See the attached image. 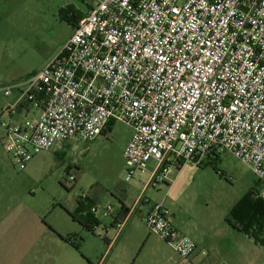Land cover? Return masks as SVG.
<instances>
[{"label":"built area","instance_id":"obj_1","mask_svg":"<svg viewBox=\"0 0 264 264\" xmlns=\"http://www.w3.org/2000/svg\"><path fill=\"white\" fill-rule=\"evenodd\" d=\"M83 1L87 13L60 53L0 88L21 93L0 112V139L15 167L121 121L132 128L127 181L150 172L149 184L171 186L175 170L228 151L252 170L264 198V0ZM142 201H150L145 192ZM90 211L109 217L114 206ZM172 214L163 200L144 220L178 255L166 264H186L198 243Z\"/></svg>","mask_w":264,"mask_h":264},{"label":"rangeland","instance_id":"obj_2","mask_svg":"<svg viewBox=\"0 0 264 264\" xmlns=\"http://www.w3.org/2000/svg\"><path fill=\"white\" fill-rule=\"evenodd\" d=\"M68 6L87 12V4L83 0H5L3 8L0 7V88L37 73L60 53L74 29L60 12ZM20 94V90L15 88L9 97L16 98ZM1 97L6 96L0 91V103ZM131 135L129 125L114 121L107 133L95 140L71 138L41 152L22 175L24 185L27 170L25 190L30 199L35 198L32 200L41 204L55 200L72 205L86 193L102 205L112 204L114 214L120 210L121 200L133 204L149 173L126 180L123 151ZM0 148L6 156L4 148ZM8 160L11 163L9 156ZM150 166L153 167V163ZM71 175L76 177L75 181L70 180ZM177 175L172 187L165 183L151 185L146 197L152 203L165 200L172 210L174 224L189 236L215 237L227 229L238 233L237 240L243 245L235 246L231 258L247 262L252 259L254 264L262 262L264 248L235 230L227 221L231 214L234 224L242 227L232 212L237 209L251 212L254 199L260 197L261 187L252 170L233 153L223 151L219 157H213L202 165L189 163L181 171L175 170L173 177ZM251 192H254V197ZM98 216L103 224L112 218L101 213ZM135 224L137 230L120 240L113 250L109 258L113 264L179 261L172 247L156 234H151L144 222ZM102 232V227H96L91 233L89 249L85 247L96 262L104 253L99 236ZM261 233L260 237L264 239V229ZM75 236L72 235L73 238ZM225 238L221 243L231 244L229 240L232 239ZM252 239L255 241V237ZM82 242L78 239V243ZM234 245L236 243L231 247ZM206 256L209 260L220 259L217 251Z\"/></svg>","mask_w":264,"mask_h":264},{"label":"crops","instance_id":"obj_3","mask_svg":"<svg viewBox=\"0 0 264 264\" xmlns=\"http://www.w3.org/2000/svg\"><path fill=\"white\" fill-rule=\"evenodd\" d=\"M4 4L5 0H0L1 8H3ZM8 97H1L0 112L8 105L17 104L19 100V96L16 98ZM0 146L4 148L1 139ZM219 155L212 156L209 159L219 157ZM8 156V153L5 156L0 148V264H113V261H110L109 258L118 242L137 230L135 224L137 221L145 223V216L154 204L159 203H152L149 198L150 201L148 203L142 201L137 204V199L141 193L145 192L146 195L147 189L151 185H154V183L149 184L151 179V173L149 172L144 187L133 204H128L126 201L121 200L120 210L115 214L113 213L111 215L112 218L105 224L102 223L98 215H95L100 221L98 227H102L103 230L99 236L104 246V249L102 247L104 253L99 258V262H96L91 256V252L89 250L85 251V247L88 248L90 243L91 233L95 231L88 230L82 223L74 219L70 213L76 211L80 204L91 206L99 203V200L89 196V199H82L80 197L79 201L72 205L56 202L55 200L46 201L43 204L38 202V204L32 200L35 198L30 199L29 194L25 190L27 188L25 182L27 170L24 173L23 185L22 175L24 170H18L10 156L11 163L9 162ZM37 156L33 158L29 165H31ZM177 177L178 175L173 177L174 182L177 180ZM258 183L261 187L259 180ZM120 223H124V226L119 231L118 227ZM234 229L244 233L236 228ZM179 231L185 234L183 230L179 229ZM237 234L227 229L223 234H218L215 237L203 235L190 236L198 243L199 249L190 259V262L186 264H254L252 259L247 262L246 260L231 258V255L235 252V246L243 245L240 240H237V236H239ZM244 234L249 236L252 242L258 243L264 248L263 244L256 240L254 241L250 235ZM68 235H76L74 240L77 243L78 239L83 241L82 244L78 243L80 250L63 239L62 236ZM224 237H226L225 240L227 238L232 239L229 241L231 244L236 243V245L231 247V244H228L226 241L222 244L221 242L224 240ZM204 251L208 252V256L212 252L217 251L220 259L209 260L204 257L206 256ZM199 258L201 259L198 260ZM259 264H264V259Z\"/></svg>","mask_w":264,"mask_h":264},{"label":"trees","instance_id":"obj_4","mask_svg":"<svg viewBox=\"0 0 264 264\" xmlns=\"http://www.w3.org/2000/svg\"><path fill=\"white\" fill-rule=\"evenodd\" d=\"M61 14L63 18H65L72 26H75L79 21L86 15L87 12L80 11L75 9L74 7H66L61 9ZM114 121H111L108 124V129L111 128ZM254 193V192H253ZM252 196L254 197V194ZM248 210H235L232 213H234L240 223H242L241 226H237L234 224V222L231 219V214L228 216L227 221L228 223L240 230L244 233L255 237V240L260 242L264 245V239L260 237L262 235L261 231L264 229V198L262 197H256L254 199V205L252 206V211L247 212ZM74 219L78 220L80 223H82L88 230L95 231L96 226L100 224L99 219L90 211V205L83 206L80 204L78 209L72 213H70ZM64 240L71 243L76 249L80 250V246L77 242H75L74 238L71 235L68 236H62Z\"/></svg>","mask_w":264,"mask_h":264}]
</instances>
